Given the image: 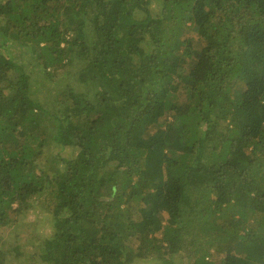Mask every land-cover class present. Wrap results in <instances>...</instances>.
<instances>
[{
    "label": "trees",
    "instance_id": "trees-1",
    "mask_svg": "<svg viewBox=\"0 0 264 264\" xmlns=\"http://www.w3.org/2000/svg\"><path fill=\"white\" fill-rule=\"evenodd\" d=\"M29 211L0 264H264V0H0V227Z\"/></svg>",
    "mask_w": 264,
    "mask_h": 264
},
{
    "label": "rangeland",
    "instance_id": "rangeland-1",
    "mask_svg": "<svg viewBox=\"0 0 264 264\" xmlns=\"http://www.w3.org/2000/svg\"><path fill=\"white\" fill-rule=\"evenodd\" d=\"M59 76L61 75L59 74ZM78 88L80 91L83 90L82 86H79ZM65 151L70 152L71 149L67 148ZM52 157H53L52 149L45 148L44 162H46L47 159H51ZM46 215L47 216L52 215V213L47 211H42V212L29 211L28 217L26 219L18 220L16 224L13 223L9 227L1 226L0 235H2L5 238H10V240L17 241V243L24 246V249L26 251L39 250L40 246L44 245V238L46 234L50 235L52 230L49 219L44 218L46 217ZM182 258H183L182 256H179L177 262H182L183 261ZM10 264H12V262ZM134 264H153V263L149 261L140 260V261H136ZM154 264H158V261L154 262Z\"/></svg>",
    "mask_w": 264,
    "mask_h": 264
}]
</instances>
